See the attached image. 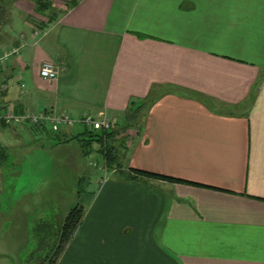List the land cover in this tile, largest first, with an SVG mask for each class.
Instances as JSON below:
<instances>
[{
    "label": "crops",
    "instance_id": "obj_1",
    "mask_svg": "<svg viewBox=\"0 0 264 264\" xmlns=\"http://www.w3.org/2000/svg\"><path fill=\"white\" fill-rule=\"evenodd\" d=\"M21 34L0 113L105 115L121 163L174 178L104 169L46 264H264V0H0V52ZM83 131L0 122L55 148Z\"/></svg>",
    "mask_w": 264,
    "mask_h": 264
},
{
    "label": "rangeland",
    "instance_id": "obj_2",
    "mask_svg": "<svg viewBox=\"0 0 264 264\" xmlns=\"http://www.w3.org/2000/svg\"><path fill=\"white\" fill-rule=\"evenodd\" d=\"M23 138L0 139V264H46L58 249L68 211L87 207L104 174L99 154L70 156L80 147L77 140L55 148L49 137Z\"/></svg>",
    "mask_w": 264,
    "mask_h": 264
},
{
    "label": "built area",
    "instance_id": "obj_3",
    "mask_svg": "<svg viewBox=\"0 0 264 264\" xmlns=\"http://www.w3.org/2000/svg\"><path fill=\"white\" fill-rule=\"evenodd\" d=\"M25 44V37L21 34L17 45H11L9 48L3 49L0 52V70L4 67L8 57L11 55H18L21 47ZM58 71V65L50 60L44 61L39 67V75L43 79L56 80L58 77ZM0 122L6 126L29 125L38 128L48 126L52 132H58L62 128L75 123L81 124L84 129L90 131H106L114 127V123L102 114L93 116L92 114L86 113L79 119H73L67 113L58 112L54 109H41L37 112L25 111L19 114L5 109L0 113ZM92 163L94 162L92 161Z\"/></svg>",
    "mask_w": 264,
    "mask_h": 264
},
{
    "label": "trees",
    "instance_id": "obj_4",
    "mask_svg": "<svg viewBox=\"0 0 264 264\" xmlns=\"http://www.w3.org/2000/svg\"><path fill=\"white\" fill-rule=\"evenodd\" d=\"M129 108H127V111ZM130 117V116H128ZM119 130L112 127L110 130H100V131H90L84 129V131L74 137H70L69 140L76 138L82 147L84 156L88 157L94 153L101 156L103 164L108 171L115 170L118 171L117 174L124 176L125 179H133L129 172H125L122 168L120 162L119 151L123 147L124 140L119 137ZM133 174L142 175H153L161 176L167 179H174L169 176L157 175L155 173H150L145 170L128 168ZM83 216V206L77 205L72 207L67 215L65 216L62 224L61 239L53 257H51L48 262H55L56 257L59 252L63 249L66 243L69 241L70 237L74 233L76 226L79 224Z\"/></svg>",
    "mask_w": 264,
    "mask_h": 264
}]
</instances>
